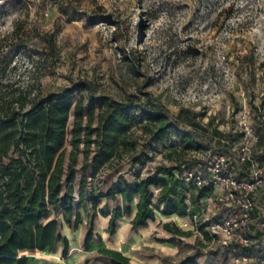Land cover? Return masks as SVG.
Listing matches in <instances>:
<instances>
[{
  "label": "rangeland",
  "instance_id": "obj_1",
  "mask_svg": "<svg viewBox=\"0 0 264 264\" xmlns=\"http://www.w3.org/2000/svg\"><path fill=\"white\" fill-rule=\"evenodd\" d=\"M73 1L77 12L71 20L58 8L62 0H0V51L14 55L15 61L4 74L5 82H33V90L45 93L75 88V100L84 95L86 101L91 95L124 101L130 95L145 98L144 93L150 92L174 112L183 107L199 114L204 124L213 118L212 128L234 132L233 148H239L242 141L255 144L264 125V0ZM18 19L27 30L23 38L27 47L15 51L12 32ZM43 33L53 36L52 49L34 46ZM42 53L46 59L39 61ZM80 80L89 82L94 91L80 93L76 88ZM68 126L70 132L73 116ZM177 138L172 135L158 143L144 165H133L128 156L116 160L115 167L121 171L114 179L122 176L134 182L147 177L158 164L170 163L166 146ZM66 147L68 151L72 147L70 134ZM214 154L212 149L207 153L194 150L189 158H201L196 166L207 175L203 155ZM83 159L80 153L75 195L82 185ZM193 162L191 166L197 163ZM256 164L263 166L264 157L256 156ZM109 170L105 168L94 181L88 179L87 191L94 183L105 193ZM235 175L243 177L241 172ZM222 188L219 184L218 189ZM158 190L154 188V203ZM255 196L264 205V185ZM229 206L227 201L224 210ZM184 242L187 249L197 246L185 255L199 253L197 261L202 264L208 259L212 264L259 261H237L241 251L227 250L196 232Z\"/></svg>",
  "mask_w": 264,
  "mask_h": 264
},
{
  "label": "trees",
  "instance_id": "obj_2",
  "mask_svg": "<svg viewBox=\"0 0 264 264\" xmlns=\"http://www.w3.org/2000/svg\"><path fill=\"white\" fill-rule=\"evenodd\" d=\"M73 0H62L59 10L73 20L76 7ZM18 19L12 32L15 51L24 50L23 38L27 34L25 26ZM119 31L121 28H118ZM42 50L54 47L52 35H38L34 45ZM38 53V52H37ZM38 54V60H45ZM14 61V55L8 56L0 51V264H28L29 258L20 252L24 250L54 251L59 241L65 245L63 257L69 254V240L62 234L63 219L72 228H77L81 215L79 208L88 192L92 204V217L98 211L101 198L112 197L116 200L109 222L108 231L114 234L118 221L124 215L136 212L131 221L134 227H143L156 219V212L165 215L176 214L180 217L192 216L197 210L201 197L208 187H198L187 183L181 177L185 168H195L202 163L201 158H189L191 151L207 153H228L232 156L235 172L250 178L256 156L264 157V125L260 126V136L254 144L250 158L240 161L238 148H233L235 134L212 128L213 118L204 124L198 120L197 113H191L181 107L174 112L150 92L144 97L130 95L126 100H117L111 96H90L86 101L81 95L74 98L75 88H66L60 92H42L33 90V82L20 85L4 81V74ZM37 65V62H35ZM76 88L93 92V86L87 81H79ZM73 116L72 130L68 126ZM70 134L71 149L66 143ZM178 138L166 146L165 157L170 163L158 164L149 171L147 177L130 182L120 176L115 161L130 157L133 165H144L152 158L157 144ZM83 154L81 198L76 202L74 181L79 164V155ZM206 159L211 155H204ZM194 161L195 167L189 162ZM109 168L104 183L106 192L101 193L94 185L87 191L88 179L97 176ZM238 179L243 178L236 176ZM92 182V181H91ZM154 188H158V199L154 203ZM121 198L123 205L118 201ZM77 204V205H75ZM256 216V217H255ZM255 219L247 230L249 242L233 243L227 250L242 252L249 259L258 256L264 264V231L257 223L264 222L262 214L255 212ZM163 225L164 229L178 236H191L193 231L183 230L173 222ZM94 235L92 227L86 236L85 247L89 248ZM204 239L211 240L208 232L203 231ZM262 245L257 249L256 245ZM261 253V254H259ZM97 257L109 260L112 264H131L128 256L121 251L102 248ZM199 253L183 258L175 264H201L197 262ZM163 264H171L164 260ZM203 264H212L210 261Z\"/></svg>",
  "mask_w": 264,
  "mask_h": 264
},
{
  "label": "crops",
  "instance_id": "obj_3",
  "mask_svg": "<svg viewBox=\"0 0 264 264\" xmlns=\"http://www.w3.org/2000/svg\"><path fill=\"white\" fill-rule=\"evenodd\" d=\"M84 197L85 199H83L81 203L82 206L79 208L81 220L78 227L72 228L65 222V220L62 219L61 221L62 234L69 240L70 249L67 257H63L65 245L63 242L59 241L54 251H50L49 249L43 251L36 249L21 251V254L28 256V264H112L107 259L97 257L98 251L102 248L121 251V253L130 258L131 264H163L165 259L171 264H175L180 262L183 258L191 256L185 255L186 251L189 253L191 252V249L197 247L190 246V248L187 249L184 246L186 236L174 235L163 227V225H165L164 223L167 222H173L180 227V223L186 220L188 216L180 217L176 214L165 215L159 213V215L156 214V219L149 221V224L146 226L134 227L131 221L137 208L135 201L133 204V213L131 215H124L123 218L118 221L119 223L116 232L111 234L108 231L111 218L110 214L114 207H116L113 204V198H101L98 211L102 210L109 214L103 215L99 213L93 218L92 204L88 199V192L85 193ZM80 198L81 195L77 192L75 199L78 201ZM108 203L109 205H107ZM118 203L120 206L123 205L121 198ZM257 203L259 208H257L255 212L257 214L264 213V205L261 200H258ZM200 210L201 209L198 206L195 212H199ZM89 222L91 223L90 227L94 230V235L90 240L89 248H86L85 241L89 230L87 228ZM262 241L264 244V237ZM261 247L262 245L260 244L256 245L257 249H261ZM238 251L240 252V250ZM258 256H254L249 260L256 259L262 261ZM208 261L211 262L212 260L208 259L207 262Z\"/></svg>",
  "mask_w": 264,
  "mask_h": 264
},
{
  "label": "built area",
  "instance_id": "obj_4",
  "mask_svg": "<svg viewBox=\"0 0 264 264\" xmlns=\"http://www.w3.org/2000/svg\"><path fill=\"white\" fill-rule=\"evenodd\" d=\"M254 142H257V138ZM244 143L242 141L238 148L237 157L240 161L250 158L254 144L249 146ZM205 162L208 168L207 175L198 167L185 168L181 174L185 182H192L198 187H208L209 190L201 197L200 212L188 216L180 227L199 233L203 238V231H206L211 237L210 241L217 242L223 248L233 243H248L247 230L255 219L256 209L259 208L255 194L264 185V165H254L250 178L238 179L232 165V156L228 153H215ZM219 184L223 186L222 190L218 189ZM227 201L231 206L224 210L223 205L227 204ZM257 225L264 228L263 221ZM248 260L246 256L237 259Z\"/></svg>",
  "mask_w": 264,
  "mask_h": 264
}]
</instances>
